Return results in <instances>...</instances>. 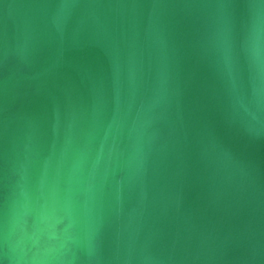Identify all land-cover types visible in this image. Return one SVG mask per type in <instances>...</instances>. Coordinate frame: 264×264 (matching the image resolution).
<instances>
[{
	"label": "water",
	"instance_id": "obj_1",
	"mask_svg": "<svg viewBox=\"0 0 264 264\" xmlns=\"http://www.w3.org/2000/svg\"><path fill=\"white\" fill-rule=\"evenodd\" d=\"M0 264H264V0H0Z\"/></svg>",
	"mask_w": 264,
	"mask_h": 264
}]
</instances>
